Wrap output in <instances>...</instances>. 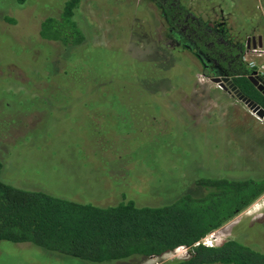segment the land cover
Segmentation results:
<instances>
[{"label": "rangeland", "instance_id": "1", "mask_svg": "<svg viewBox=\"0 0 264 264\" xmlns=\"http://www.w3.org/2000/svg\"><path fill=\"white\" fill-rule=\"evenodd\" d=\"M223 1L176 3L184 15L224 18L239 38L264 35V0ZM64 2L0 0L3 182L100 207H159L199 179H264V119L204 78L195 52L176 47L159 0H81L75 21L86 40L76 48L40 36ZM249 63L264 76V42ZM263 214L264 196L216 231L218 245L235 239L264 252ZM0 264L92 263L0 241Z\"/></svg>", "mask_w": 264, "mask_h": 264}, {"label": "trees", "instance_id": "2", "mask_svg": "<svg viewBox=\"0 0 264 264\" xmlns=\"http://www.w3.org/2000/svg\"><path fill=\"white\" fill-rule=\"evenodd\" d=\"M80 2L65 0L58 16L41 23V38L66 48L82 46L85 33L75 21ZM234 81L264 109V96L249 80ZM3 168L0 160V241L29 243L92 264L134 255L165 260L180 248L187 255L166 264H264V252L235 239L211 248L196 245L261 199L264 179H199L193 190L167 205L139 207L124 200L100 207L6 184ZM260 222L264 227V214Z\"/></svg>", "mask_w": 264, "mask_h": 264}, {"label": "flooded vegetation", "instance_id": "3", "mask_svg": "<svg viewBox=\"0 0 264 264\" xmlns=\"http://www.w3.org/2000/svg\"><path fill=\"white\" fill-rule=\"evenodd\" d=\"M159 1L164 16L171 23L169 31L174 36V44L178 48L185 47L195 52L204 78L208 76L211 78V82L213 79L230 78L235 84V79L245 77L249 80L248 78L252 75V72H257L250 63L248 64V57L262 50L263 34H252L239 38V35H232L231 30L227 29L224 18L219 22L205 21L200 17H191L190 14L184 15L183 8L176 3V0ZM175 9L176 12H174ZM167 10L171 12V15L167 13ZM201 48H204L205 51ZM254 77L257 80L262 79L264 81V76L259 72ZM217 85L230 97L243 102L227 84L226 88H221L218 83Z\"/></svg>", "mask_w": 264, "mask_h": 264}, {"label": "water", "instance_id": "4", "mask_svg": "<svg viewBox=\"0 0 264 264\" xmlns=\"http://www.w3.org/2000/svg\"><path fill=\"white\" fill-rule=\"evenodd\" d=\"M256 75L257 72H252V75H250L248 79L251 82V84L264 96V81L262 79L257 80L256 77H254ZM212 82L215 84L218 83L221 88H226V84H227V86H229V88L240 98V100L244 102V104L249 108L250 111L256 114L259 119H264V109L256 102L245 97L230 78H224L222 80L213 79Z\"/></svg>", "mask_w": 264, "mask_h": 264}, {"label": "built area", "instance_id": "5", "mask_svg": "<svg viewBox=\"0 0 264 264\" xmlns=\"http://www.w3.org/2000/svg\"><path fill=\"white\" fill-rule=\"evenodd\" d=\"M262 120V119H260ZM219 243V238L217 236V232H213L211 234H209L207 237H205L204 239L201 240V242H199L196 245L202 244L206 247H215L217 246Z\"/></svg>", "mask_w": 264, "mask_h": 264}, {"label": "crops", "instance_id": "6", "mask_svg": "<svg viewBox=\"0 0 264 264\" xmlns=\"http://www.w3.org/2000/svg\"><path fill=\"white\" fill-rule=\"evenodd\" d=\"M214 1H215V0H214ZM222 1H223V0H222ZM219 4H225V3H224V1H223V2H221V3H219ZM211 5H213V7H216L214 4H211ZM217 6H218V5H217ZM221 11H224V10H221ZM225 94L228 95L226 92H225Z\"/></svg>", "mask_w": 264, "mask_h": 264}]
</instances>
